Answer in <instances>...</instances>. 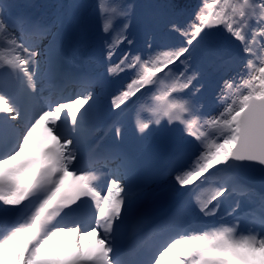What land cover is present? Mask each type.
Instances as JSON below:
<instances>
[{"label":"snow or ice","instance_id":"obj_1","mask_svg":"<svg viewBox=\"0 0 264 264\" xmlns=\"http://www.w3.org/2000/svg\"><path fill=\"white\" fill-rule=\"evenodd\" d=\"M35 8L0 0V264H264V0Z\"/></svg>","mask_w":264,"mask_h":264},{"label":"rangeland","instance_id":"obj_2","mask_svg":"<svg viewBox=\"0 0 264 264\" xmlns=\"http://www.w3.org/2000/svg\"><path fill=\"white\" fill-rule=\"evenodd\" d=\"M27 2H30L31 4H36L37 11H39L40 6L47 4V3H50L51 0H27ZM65 237H66L65 242L64 243L61 242V244H63V245L70 244V237L69 236H65ZM83 240H85V239H83Z\"/></svg>","mask_w":264,"mask_h":264},{"label":"bare ground","instance_id":"obj_3","mask_svg":"<svg viewBox=\"0 0 264 264\" xmlns=\"http://www.w3.org/2000/svg\"><path fill=\"white\" fill-rule=\"evenodd\" d=\"M30 3V2H29ZM33 5H35L36 6V4H33ZM35 10H37V6H36V8H35ZM64 233H61V234H58L55 238H58L60 235H63ZM65 235H68V234H65ZM86 240H88L89 238H87V237H84ZM83 239V238H82ZM56 243H58V242H56ZM60 244V243H59Z\"/></svg>","mask_w":264,"mask_h":264}]
</instances>
